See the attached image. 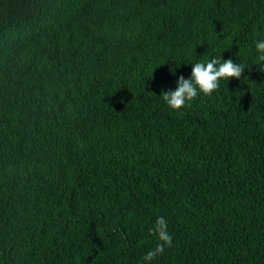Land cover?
<instances>
[{"label": "trees", "instance_id": "16d2710c", "mask_svg": "<svg viewBox=\"0 0 264 264\" xmlns=\"http://www.w3.org/2000/svg\"><path fill=\"white\" fill-rule=\"evenodd\" d=\"M263 38L264 0H0V264H149L158 217L150 264H264ZM211 56L243 76L171 109Z\"/></svg>", "mask_w": 264, "mask_h": 264}, {"label": "clouds", "instance_id": "9594fccd", "mask_svg": "<svg viewBox=\"0 0 264 264\" xmlns=\"http://www.w3.org/2000/svg\"><path fill=\"white\" fill-rule=\"evenodd\" d=\"M230 7L233 8L231 5ZM238 11L240 10L238 9ZM247 16V20L251 21V14L249 12ZM257 53L259 54L258 61L261 62L259 66L261 67L260 71L264 72V38L256 41L255 51L254 49L245 47L239 54L252 55ZM204 60V62L198 61L194 64H189L185 71L179 73H175V70H172L175 74L170 79V82L178 87L171 92L163 91L161 96L167 105L174 111L179 112L197 97L207 99L206 96H212L213 93L219 89L221 80L229 81L232 78L240 79L246 68L244 65L231 58L225 60L224 58L221 59L211 56V58L209 57ZM151 63L152 60L149 59V64ZM44 106L49 110L47 117L53 122L55 132H57L61 125H67L71 129L72 135H89V129L84 125L90 123L87 116L71 115L65 121H61L56 115L58 110L54 108L53 102H47ZM67 108L64 109L66 110ZM73 110L77 114L74 108ZM75 137L77 140H80L78 136L75 135ZM81 154H84V152ZM83 156H86V154ZM0 159L2 160V150H0ZM16 159L21 166H27L29 163L27 162L25 165L26 160L19 153L16 154ZM154 188L155 185L153 182L146 183V186L141 184L138 189V194L149 192ZM114 225L116 229L120 228L119 224ZM149 233L156 236L159 241L155 249L147 252L142 258L145 262H149L150 264L158 255L164 253L166 247L171 248L173 246V236L168 231L167 221L164 217L157 218L155 225L149 229Z\"/></svg>", "mask_w": 264, "mask_h": 264}]
</instances>
